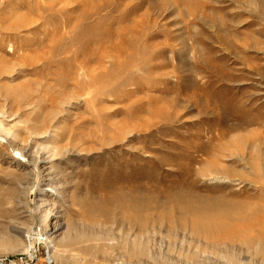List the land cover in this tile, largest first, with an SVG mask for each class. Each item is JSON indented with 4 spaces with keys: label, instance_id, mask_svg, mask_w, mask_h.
I'll return each mask as SVG.
<instances>
[{
    "label": "rangeland",
    "instance_id": "374dc122",
    "mask_svg": "<svg viewBox=\"0 0 264 264\" xmlns=\"http://www.w3.org/2000/svg\"><path fill=\"white\" fill-rule=\"evenodd\" d=\"M262 172L264 0H0V257L264 264L152 219L137 235L117 199L252 193Z\"/></svg>",
    "mask_w": 264,
    "mask_h": 264
},
{
    "label": "bare ground",
    "instance_id": "6f19581e",
    "mask_svg": "<svg viewBox=\"0 0 264 264\" xmlns=\"http://www.w3.org/2000/svg\"><path fill=\"white\" fill-rule=\"evenodd\" d=\"M117 199L126 207L125 220L137 230V235L144 234L152 219L158 226L164 224L169 230L187 231L211 246L235 242L264 257V185L254 187L252 193L200 194L190 186L167 192L163 201L154 194L142 197L138 192H129ZM26 237V249H34L40 238L31 230ZM140 237L130 244L131 256L137 252L139 256L145 254L139 245Z\"/></svg>",
    "mask_w": 264,
    "mask_h": 264
},
{
    "label": "built area",
    "instance_id": "2783aa9c",
    "mask_svg": "<svg viewBox=\"0 0 264 264\" xmlns=\"http://www.w3.org/2000/svg\"><path fill=\"white\" fill-rule=\"evenodd\" d=\"M40 234H39V232L38 233H35L34 232V236L38 239V238H40V236H39ZM43 240H45V239H43V238H40V240H38V243L39 242H43ZM49 258V256H48V254L46 255V259H48ZM21 262H22V256L20 255L19 257H17V258H15V259H12V260H10V259H8V258H5V257H0V264H21Z\"/></svg>",
    "mask_w": 264,
    "mask_h": 264
}]
</instances>
